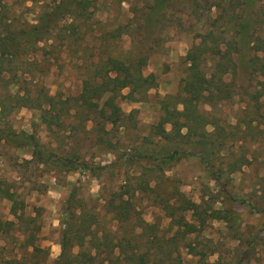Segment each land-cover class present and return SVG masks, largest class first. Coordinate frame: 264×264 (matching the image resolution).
I'll return each mask as SVG.
<instances>
[{
    "label": "rangeland",
    "instance_id": "374dc122",
    "mask_svg": "<svg viewBox=\"0 0 264 264\" xmlns=\"http://www.w3.org/2000/svg\"><path fill=\"white\" fill-rule=\"evenodd\" d=\"M75 1L0 0V101L7 107L0 125L34 133L49 159L45 164L31 146L0 140V264H56L70 228L75 254L97 236L115 245L124 239L128 251L147 255L144 227L132 225L155 223L158 235L171 236L177 227L163 206L178 193L200 204L205 217L180 243L183 264H264V93L255 99L264 77L251 68L264 56L257 50L264 49V0ZM48 11L56 12L48 21L53 27L37 37L33 27ZM206 42L239 47L234 58L240 65L223 75L232 80V97L200 104L217 121L240 127V140L219 151L218 143L202 148L196 137L154 134L161 100L181 95L189 75L220 76V55L208 58L207 45L191 69L190 52ZM130 79L136 83L125 84ZM10 92L29 93L30 104L13 109ZM86 101L94 103L89 113ZM115 107L122 111L117 123L102 112ZM250 119H256L251 127ZM201 152L212 156L210 165ZM71 165L78 168L68 170ZM7 188L23 207L19 215ZM125 204L132 214L122 223L116 209ZM215 209L231 219L212 216ZM82 216L97 221L91 230L82 228ZM186 216L199 223L197 211ZM30 218L42 252L25 242L22 220ZM111 252L101 246L94 263L126 264L123 255L117 258L120 247ZM158 259L155 250L147 264Z\"/></svg>",
    "mask_w": 264,
    "mask_h": 264
},
{
    "label": "trees",
    "instance_id": "16d2710c",
    "mask_svg": "<svg viewBox=\"0 0 264 264\" xmlns=\"http://www.w3.org/2000/svg\"><path fill=\"white\" fill-rule=\"evenodd\" d=\"M67 4V3H65ZM77 4V0L75 1V6ZM68 13L72 10L73 6H71L70 3H68ZM62 7L60 6L59 10H56L58 14H60V10ZM56 12H54L56 14ZM53 12H46L44 13L43 20L41 21V24L35 25L33 27L34 33H36L35 36H44L47 33L50 32V29L53 27L48 22L53 15H55ZM39 32V33H38ZM39 34V35H38ZM10 42H13L15 44L17 42V39L13 36L9 37ZM15 42V43H14ZM9 43V41H8ZM230 44V42H229ZM204 45L210 46L207 42L202 45H194L192 49V53L190 52V59L192 58L194 62L191 64L192 71L194 70L195 66L198 65L196 61V57L200 56L203 52ZM213 46V45H212ZM210 46V49H208V53L206 56L209 58L210 56L220 55V61L218 62V68L220 69V76L217 77L215 75L211 76L210 79H208L204 74H202L199 77H196L195 74L189 75L188 79L186 80V83L184 85V92L181 93V95L178 96H172L171 98L167 97L163 100H161V115L158 120V122L154 125V134L166 138H188V137H196L198 140V143L202 145V148H205L208 144L211 143V145H219L217 151L221 149V146L228 141L233 140L236 142L237 139V133L235 132L237 130H240V127H234L230 126L229 124H223L220 121H217L213 116L209 115L208 113H204L200 110V104L206 100L208 101L211 106L215 105L217 101H224L227 99H230L232 95L234 94V90L232 88V80L231 81H225L223 78V75L226 74L229 71V68L232 69L233 72H235V69L240 65L238 60L234 58L235 53L239 50V47L235 45L234 43L225 48H219L215 46ZM258 51H263L264 49L257 46ZM258 58V57H257ZM226 60V61H225ZM257 60V59H256ZM224 62V63H223ZM226 62V63H225ZM223 63V64H222ZM222 64V65H221ZM255 69H254V68ZM251 68H253V73L256 72L257 76L262 74L264 77V56L259 57V60L256 63H251ZM195 75V76H194ZM135 77V75L133 76ZM140 78V76H139ZM1 79V78H0ZM149 80V77L144 79V81ZM131 82V79L129 81H125V84H128ZM136 83V81L132 80L131 83ZM260 87L255 88L256 96L255 99L259 100V95L261 93H264V80L260 83ZM205 91V92H204ZM204 92V93H203ZM31 95L29 93H26L24 95L16 94L13 95L11 92L8 93L7 99L13 100L12 108L16 109L20 106H26L29 105L31 102ZM176 97V100L172 101V98ZM49 100L50 97H48ZM33 100V99H32ZM178 104H182L183 109L178 108ZM41 105V104H40ZM87 113H89L92 109L91 106H94V103H90L89 101H86ZM63 110V109H61ZM7 111V107L2 101H0V115L5 114ZM86 111V110H85ZM101 111V110H100ZM104 116L108 121H112L114 123L118 122L119 115L122 113L120 107H115V110L111 112L110 114H106L104 111ZM88 118V117H87ZM253 120L256 119H250L249 125L251 127V124ZM167 124H171L173 129L172 132L167 131ZM211 125L213 127L212 131H208L207 127ZM227 129L228 133L225 132V129ZM183 129H187L186 133H183ZM106 132V131H105ZM225 133V134H224ZM245 137H243L244 139ZM0 140H5L7 142L15 143L17 146H31L34 150V153L42 162L49 161L48 158L43 159L42 157V150L40 149V141L37 138V136L34 133H26V132H15L11 131L10 129H7L5 127H2L0 125ZM219 140V142H218ZM245 140V139H244ZM232 141V142H233ZM200 159L202 162H204L206 165H210L212 162V156L210 157L207 153L201 152L200 153ZM59 166L61 163H57ZM78 167L76 165H71L68 167V170H74ZM4 194L6 197L11 199L13 201L12 204V212L15 215H19V202L16 199V194L12 192L9 188H7L4 191ZM117 207V206H116ZM200 204L193 201L191 198L187 197L184 193H178L174 201L172 203H166L163 206V209L166 211V215L171 218L170 225L172 228L174 226L177 227V230L171 235L167 236L166 234L158 235V225L149 224L144 221L138 220L136 223L132 225V227H136V225H140L142 228L144 227L143 231L145 236L148 238V252L147 255H144L140 252H138L137 248H132L131 251H128L126 244L124 243V239L117 238L116 244L114 241L110 238H105V240L102 238V240H98L96 237H91L89 243L90 247H82V249L77 253H73L72 249L70 247V243L72 242V239L74 237H71V230L67 229L65 231L64 237L61 241L62 245V252L56 260V264H95L97 257L100 254V248L101 246L105 245L107 247L111 246V251L114 252V249L117 247L121 248V254L117 256L119 258L122 256V262L126 264H147L151 261V257L153 252L157 250V254L160 257V259L156 260L154 264H183V257L180 251V243L183 241L189 234L198 231L200 228V224L203 225V222L205 220L204 213L199 210ZM197 211L199 214L198 224H195L187 219L186 212L187 211ZM132 210L130 209L129 205L125 204L122 206L117 207L116 214L118 215V218H120L124 223V220H128L131 216ZM233 214V213H232ZM212 216H216L220 219L225 220L226 222L231 219L230 213H226L223 211H217L216 209L212 211ZM71 218H75V215H71ZM34 221L33 218L22 220V223L25 224V229H23V232L25 234V242L27 245L34 247V251L42 252L43 249L41 247H38L36 245V233L38 227H30V224ZM7 222V221H6ZM230 222V221H229ZM9 224H14L13 221H9ZM96 224L97 221L95 219H87L82 216V228L84 231L91 230L92 224ZM123 225V224H122ZM148 226V227H147ZM36 228V229H34ZM7 232V231H6ZM78 239H82L81 234L75 235ZM129 244V243H128ZM83 245V244H82ZM115 247V248H114ZM90 248H94L96 253H92ZM111 252V253H112ZM156 254V253H155ZM109 261L112 260V257L108 259ZM221 264V263H219Z\"/></svg>",
    "mask_w": 264,
    "mask_h": 264
}]
</instances>
